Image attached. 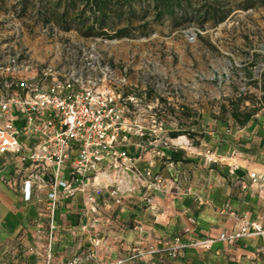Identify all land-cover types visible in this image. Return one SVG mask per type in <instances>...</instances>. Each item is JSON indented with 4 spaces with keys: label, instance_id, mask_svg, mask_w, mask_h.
Masks as SVG:
<instances>
[{
    "label": "rangeland",
    "instance_id": "obj_1",
    "mask_svg": "<svg viewBox=\"0 0 264 264\" xmlns=\"http://www.w3.org/2000/svg\"><path fill=\"white\" fill-rule=\"evenodd\" d=\"M253 2L189 0L190 8L156 20L152 1L140 0L112 9L103 31L88 35L75 1L0 0V93L13 91L12 77L43 83L76 74L119 92L128 117L161 125L168 138L186 136L200 151L217 126L240 125L232 113L253 111L252 121L264 111L251 96L264 69V0ZM211 5L223 21L196 14ZM120 27L128 35L116 36Z\"/></svg>",
    "mask_w": 264,
    "mask_h": 264
},
{
    "label": "crops",
    "instance_id": "obj_2",
    "mask_svg": "<svg viewBox=\"0 0 264 264\" xmlns=\"http://www.w3.org/2000/svg\"><path fill=\"white\" fill-rule=\"evenodd\" d=\"M151 138L131 134L118 148L140 154L134 165L157 171L162 183L144 187L128 174L121 197L97 196L95 203L89 202L87 191L62 197L51 264H67L73 257L83 264L108 262L128 256L140 239L150 245L176 234L199 243L177 259L147 256L125 264H264V235L201 243L237 228L242 218L264 227V183L251 184L248 177L250 172L264 175V111L244 125L217 126L204 136L200 151L185 147L196 150L183 157L185 161L168 160L171 150L161 145L155 148L164 158L156 156ZM15 165L8 156H0L4 173ZM44 201L43 190L24 201L0 180V264L45 263Z\"/></svg>",
    "mask_w": 264,
    "mask_h": 264
},
{
    "label": "built area",
    "instance_id": "obj_3",
    "mask_svg": "<svg viewBox=\"0 0 264 264\" xmlns=\"http://www.w3.org/2000/svg\"><path fill=\"white\" fill-rule=\"evenodd\" d=\"M42 74L51 75L46 71ZM27 80L12 77L9 85L13 91L0 93V156L6 155L16 163L5 173L4 166H0V180L18 191L24 201H30L42 190L45 192L48 242L44 264H51L62 197L85 191L91 203H95L97 196L121 197L128 174L144 187L162 183L157 171H142L134 165L140 154L118 148L129 135L152 136V152L159 158H164V154L155 146L186 149L190 141L186 136L168 138L161 135V125L149 126L128 117L120 104V93L109 86L84 81L76 74L60 78L54 75L43 83ZM181 137L185 140L179 142ZM248 177L251 184L264 183V175L256 172H250ZM100 179L105 183H99ZM134 228L141 230L139 225ZM252 235H264V227L242 218L237 228L201 243L235 242ZM197 243L184 240L181 234L156 239L150 245L140 239L128 256L96 264H125L147 256L177 259L186 248ZM67 264L83 263L80 257H73Z\"/></svg>",
    "mask_w": 264,
    "mask_h": 264
},
{
    "label": "trees",
    "instance_id": "obj_4",
    "mask_svg": "<svg viewBox=\"0 0 264 264\" xmlns=\"http://www.w3.org/2000/svg\"><path fill=\"white\" fill-rule=\"evenodd\" d=\"M78 3L79 10L77 12L76 18L80 25L84 26L86 33L92 34L96 33L95 30L103 31L104 27L107 25V21L110 18V11L112 9H119L125 6H132L136 1L140 0H72ZM154 6V18L159 20L162 16L168 15L173 16L178 11H184L186 8H190L189 0H151ZM254 4L253 0H244L242 5L243 9L252 7ZM222 10L216 8L214 5L204 6L203 10L200 8L196 11V14L201 17L218 18V22L223 21L227 16L225 14L221 15ZM105 34V33H104ZM115 35L118 37L128 35L126 27H120L116 29ZM255 88L257 93L251 96L256 99L259 104V108L264 106V69L259 74V77L254 80ZM248 97H244L243 99ZM253 114V111H246L242 113L241 117H238L236 113H232V117L240 125L246 124ZM178 133L172 132L170 137H176ZM195 135V133H192ZM170 161H185L183 156L178 150H171L169 159Z\"/></svg>",
    "mask_w": 264,
    "mask_h": 264
},
{
    "label": "bare ground",
    "instance_id": "obj_5",
    "mask_svg": "<svg viewBox=\"0 0 264 264\" xmlns=\"http://www.w3.org/2000/svg\"><path fill=\"white\" fill-rule=\"evenodd\" d=\"M181 138H184V137H181ZM183 140H185V138H184ZM183 140H181V141H183ZM181 141H180V142H181ZM192 149H194V148H192Z\"/></svg>",
    "mask_w": 264,
    "mask_h": 264
}]
</instances>
